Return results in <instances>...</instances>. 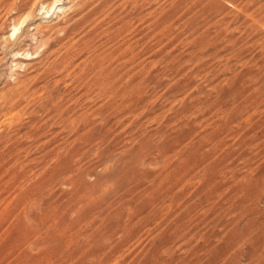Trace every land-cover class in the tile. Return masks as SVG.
Here are the masks:
<instances>
[{
    "label": "rangeland",
    "instance_id": "1",
    "mask_svg": "<svg viewBox=\"0 0 264 264\" xmlns=\"http://www.w3.org/2000/svg\"><path fill=\"white\" fill-rule=\"evenodd\" d=\"M0 264H264V0H0Z\"/></svg>",
    "mask_w": 264,
    "mask_h": 264
}]
</instances>
